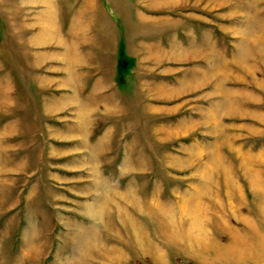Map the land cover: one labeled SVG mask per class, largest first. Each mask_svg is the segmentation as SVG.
Instances as JSON below:
<instances>
[{"label": "rangeland", "instance_id": "374dc122", "mask_svg": "<svg viewBox=\"0 0 264 264\" xmlns=\"http://www.w3.org/2000/svg\"><path fill=\"white\" fill-rule=\"evenodd\" d=\"M0 264H264V0H0Z\"/></svg>", "mask_w": 264, "mask_h": 264}]
</instances>
